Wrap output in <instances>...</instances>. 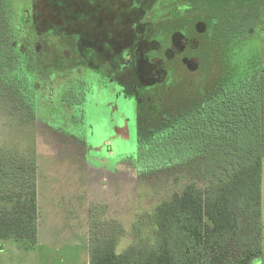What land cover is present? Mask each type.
Masks as SVG:
<instances>
[{
    "label": "trees",
    "instance_id": "obj_1",
    "mask_svg": "<svg viewBox=\"0 0 264 264\" xmlns=\"http://www.w3.org/2000/svg\"><path fill=\"white\" fill-rule=\"evenodd\" d=\"M146 1L130 0L136 9H144ZM158 1L153 0L151 9H145L132 27L120 17L127 39L136 38L134 45H126L108 31L114 19L99 9L105 8L100 0H79V29L61 27L59 32L45 33L38 32L34 0H0V78L23 103H34L33 108L38 90L49 91L44 99L52 101L51 87L63 83L62 105L75 94L80 99L76 104L83 106L91 95L93 78L80 72L84 79L74 84L70 77H61L65 64L53 63L47 41L39 42L51 30L76 36L79 67L99 71L110 82L117 79L125 85L126 96L137 101V159L145 166L143 173L201 163L218 174L209 186L191 182L181 193L147 210V218L137 219L131 228L128 245H124L128 230L124 223L115 237L117 230L108 231L106 224L102 231L99 219L95 221L92 232L101 233L91 234L90 264H259L263 254L264 0H210L207 8L197 7L201 0H188L195 27L192 38H207L218 46L217 68L211 72L206 66L212 65V58L199 59L197 48V64L189 56L178 57L189 48L184 45L176 51L178 40H192L180 31L172 33L170 46L159 56V25L151 18ZM229 4L239 8L206 13ZM197 12L202 15L196 16ZM140 39L149 42V48L142 51ZM126 51L130 60L122 57ZM75 60L67 61L73 65ZM174 63L183 73L173 77L171 70L178 68ZM112 71L117 75L111 76ZM81 82H85L79 87L82 99L74 92ZM35 155L25 162L28 175L17 171L18 185L0 191V239L27 243V248L34 247L38 237Z\"/></svg>",
    "mask_w": 264,
    "mask_h": 264
},
{
    "label": "rangeland",
    "instance_id": "obj_2",
    "mask_svg": "<svg viewBox=\"0 0 264 264\" xmlns=\"http://www.w3.org/2000/svg\"><path fill=\"white\" fill-rule=\"evenodd\" d=\"M209 1L201 0L197 7L207 8ZM100 2L102 7H105L99 8L105 17L114 19L112 23L109 22L108 31L116 35L121 44L126 45L129 42L131 44L133 42L134 45L136 38L133 35L132 39H127L126 31L122 26L124 23L120 21V17L128 21L129 27H132V22L135 23L137 17L145 14V9L150 10L155 3L153 0H147L144 2V9H136L130 0H100ZM220 5L225 4L220 3ZM34 6L38 32L45 33L50 29L59 32L61 27L69 30L79 29V12H81L79 0H34ZM154 6L155 15L151 18L155 19L154 22L159 25L157 38L162 43L159 56L170 46L171 35L175 30L183 32L189 38L194 37V19L189 15L192 8L191 2L159 0ZM235 6L229 4L222 7L220 11H206V13L208 15L227 13L231 12V9L239 8ZM199 15L202 14L197 12L196 16ZM201 28L203 29L202 25ZM40 39L39 42L47 41L45 45L51 61L55 64L61 62L65 64V67L60 68L61 77L68 76L74 84H77L79 79H84L80 72H83V75L89 73L94 84L90 85L91 95H88L83 106L69 107V102L79 101L75 98V94L73 97H68V102L62 105L59 94H64L66 90V85L63 83L53 89L52 101L46 102L44 99L47 98L45 95L49 94V91L38 90L34 100L37 107L33 108L34 103L32 105L23 103L19 94L0 78V191L6 193L13 186L18 185L17 174H15L17 171H23L22 176L28 175L24 171L27 170L25 162L33 153H36L40 156V168L44 165L41 161L56 162L55 167L46 165L40 169L45 177L43 180H46L47 175L53 177L56 173L67 174L68 182L70 179L76 182L74 189L77 195H74L85 198V203L87 205L92 203L98 211L97 215H95L96 212L91 215L94 219L91 222V228L99 219L97 224L103 228L102 231L108 224V231L113 228L117 230L116 237L121 234L118 229L124 223L125 227H128L124 245H128L132 242L131 228H134L133 225L137 219L142 221L147 218L145 214L147 210L173 194L181 193L191 182L207 187L216 181L218 174L204 168L201 163L196 166L173 167L165 171H155L152 168L154 172L143 173L146 171L145 166H141L137 159V101L126 96L125 85L118 83L117 79L110 82L99 71L79 67V57L73 43L79 41L76 36L71 37L51 30L46 37L43 36ZM139 41L142 51L149 48V42L144 43L142 39ZM184 45H189V48L184 55L178 54L179 58L189 56L193 58L191 60L195 64L198 63L197 57L204 60L212 58V65L206 67L210 72L216 70L218 61L214 54L218 51V46L214 42L201 37L192 38L191 42L180 43L178 40L174 49L181 50ZM196 48L199 49L197 57L194 51ZM123 55L124 59L130 60L129 51ZM70 57L77 59L73 65L67 61ZM174 66L178 68L175 71L171 70L170 76L174 77L183 73L178 63H174ZM110 75L116 76L117 73L112 71ZM84 83L81 82L74 88V92L80 94L81 98L83 93L79 92V87ZM106 142H111L107 146L114 152L111 153L110 148L104 145ZM55 151L72 153L76 157H66L64 153L63 156L53 157ZM65 165H71V167ZM75 173L76 177L73 176ZM68 182L59 187L54 183L53 189L68 194L70 192ZM261 211L263 254L259 264H264V160ZM113 220L114 223L115 220L119 223L116 222L114 226L111 222ZM84 225L86 227L88 223ZM134 232L136 233L135 229H133V235ZM95 233L99 235L101 232L91 231V234ZM26 244L0 239V264H19L25 261V249L29 246ZM20 248L23 251H20Z\"/></svg>",
    "mask_w": 264,
    "mask_h": 264
},
{
    "label": "crops",
    "instance_id": "obj_3",
    "mask_svg": "<svg viewBox=\"0 0 264 264\" xmlns=\"http://www.w3.org/2000/svg\"><path fill=\"white\" fill-rule=\"evenodd\" d=\"M53 154H55L53 157L63 155L66 157H76L72 153H61L60 151H55ZM41 162L44 164V167L46 165H49L48 167H55L56 164L54 161L48 162L45 160ZM35 163L38 237L34 247L25 249V261L23 260L20 263L90 264L91 222L93 221L91 215L98 211L92 203L87 205L85 198L80 196L78 198L74 195L76 194V190L74 189L76 182L72 179L68 182L67 174L64 172L62 174L56 173V176L53 177L47 175L46 180H43L45 177H43L40 170L43 166L41 168L39 166L40 156L38 154L35 155ZM68 166L71 167V165ZM72 167L76 168L74 165ZM74 175L76 177V173ZM65 182H68L67 184L70 185L68 186V191L71 192L68 193L70 196L65 192L61 193L60 190L53 189L54 183L59 187L60 185L64 186ZM86 223L88 225L85 227L84 224ZM19 250L23 251L22 248Z\"/></svg>",
    "mask_w": 264,
    "mask_h": 264
},
{
    "label": "flooded vegetation",
    "instance_id": "obj_4",
    "mask_svg": "<svg viewBox=\"0 0 264 264\" xmlns=\"http://www.w3.org/2000/svg\"><path fill=\"white\" fill-rule=\"evenodd\" d=\"M54 89H56V87H55ZM50 92L53 93V88H52V87H51V91H50ZM81 99H82V98H81ZM79 100H80V99H79ZM69 103H71V102H69ZM72 104H74V105H73L74 107L77 106V104L74 103V102H72ZM110 143H111V142H106L104 145H105V146H107V145L109 146ZM108 146H107V147H108ZM108 148H110L109 151L111 150V153L114 152L113 149H112L111 147H108Z\"/></svg>",
    "mask_w": 264,
    "mask_h": 264
}]
</instances>
